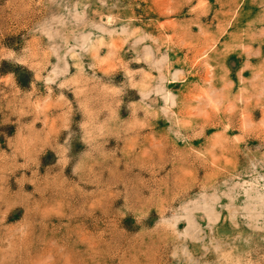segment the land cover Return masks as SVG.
I'll return each mask as SVG.
<instances>
[{
	"label": "rangeland",
	"instance_id": "374dc122",
	"mask_svg": "<svg viewBox=\"0 0 264 264\" xmlns=\"http://www.w3.org/2000/svg\"><path fill=\"white\" fill-rule=\"evenodd\" d=\"M0 264H264V0H0Z\"/></svg>",
	"mask_w": 264,
	"mask_h": 264
}]
</instances>
